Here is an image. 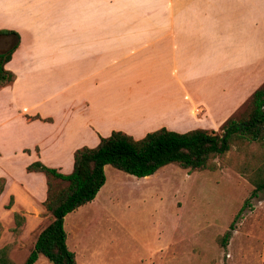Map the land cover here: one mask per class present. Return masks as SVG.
I'll return each mask as SVG.
<instances>
[{"label":"crops","instance_id":"0c3cea01","mask_svg":"<svg viewBox=\"0 0 264 264\" xmlns=\"http://www.w3.org/2000/svg\"><path fill=\"white\" fill-rule=\"evenodd\" d=\"M247 5L0 0V30L18 35L3 64L13 80L0 85L3 230L13 213L26 222L33 202L45 198V190L29 192L21 170V177L41 173L25 166L46 157L58 171L71 170L76 148L68 142L80 141L81 134L95 145L111 130L139 138L159 127L175 129L186 119L214 128L240 109L264 83V50L250 36L260 21L248 22ZM0 37L15 40L12 34ZM212 110L228 112L215 123L209 121ZM95 196L83 204L90 211Z\"/></svg>","mask_w":264,"mask_h":264},{"label":"rangeland","instance_id":"374dc122","mask_svg":"<svg viewBox=\"0 0 264 264\" xmlns=\"http://www.w3.org/2000/svg\"><path fill=\"white\" fill-rule=\"evenodd\" d=\"M247 3L248 22L252 18L260 21L259 31L255 28L251 39L264 50V0ZM9 41L12 39L0 37V52L6 50ZM246 104L227 116L238 117ZM226 112L210 111L209 121L216 123ZM222 123L210 128L208 123L186 119L179 127L166 129L185 132L204 128L221 133ZM79 139L68 145L94 146L84 134ZM214 161L217 167L211 171H189L166 164L145 177L109 165L103 168L104 183L92 210L86 204L63 218L65 243L74 252L77 264H264V190L249 196V178L256 176L257 169L264 175V140L236 138ZM41 162L54 166L47 157ZM68 167H62V173H68ZM22 173L23 169L19 178L29 192L44 194L41 173L21 177ZM32 206L26 222L18 214V226L14 220L4 223L5 230L0 226V245H9L8 257L17 264L24 260L36 234L49 220L42 201H34ZM225 231H229V237L221 247L218 237ZM34 264L50 263L39 256Z\"/></svg>","mask_w":264,"mask_h":264},{"label":"trees","instance_id":"16d2710c","mask_svg":"<svg viewBox=\"0 0 264 264\" xmlns=\"http://www.w3.org/2000/svg\"><path fill=\"white\" fill-rule=\"evenodd\" d=\"M0 33L12 34L15 40L9 41L5 51L0 52V85L13 80V74L3 69L12 50L18 42V35L11 30ZM49 121L38 115L30 117ZM217 133L213 129L194 128L185 132H175L159 127L146 132L139 138H133L120 130H111L107 136H99L92 146H81L72 152V166L68 173L48 167L39 160L25 166L27 172H41L45 177V198L42 205L49 216L48 222L38 231L27 255L20 264H33L38 255L50 264H77L74 252L67 248L66 234L63 229V217L93 199L104 183V165L135 176L144 177L157 169L173 164L189 171L215 170V157L226 152L236 138L250 141L264 140V83L253 90L245 110L238 117L226 118ZM225 132L224 136L222 133ZM35 150L37 148L35 147ZM257 169L254 177L249 178L252 189L249 196L264 190V175ZM2 179H0V190ZM11 199H9V206ZM245 204V203H243ZM236 211L235 216L242 210ZM18 214L13 213L16 226L19 225ZM23 217H20V220ZM229 237L225 231L218 237L224 247ZM9 245L0 247V264H17L8 257Z\"/></svg>","mask_w":264,"mask_h":264},{"label":"water","instance_id":"95a60500","mask_svg":"<svg viewBox=\"0 0 264 264\" xmlns=\"http://www.w3.org/2000/svg\"><path fill=\"white\" fill-rule=\"evenodd\" d=\"M224 134H225V132H223V133H222V136H221V137H223V136H224Z\"/></svg>","mask_w":264,"mask_h":264}]
</instances>
